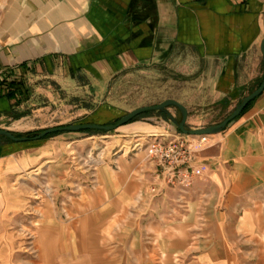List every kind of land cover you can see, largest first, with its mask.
<instances>
[{
	"label": "crops",
	"instance_id": "1",
	"mask_svg": "<svg viewBox=\"0 0 264 264\" xmlns=\"http://www.w3.org/2000/svg\"><path fill=\"white\" fill-rule=\"evenodd\" d=\"M263 39L264 0H0V71L49 72L72 84L82 73L97 94L141 64L187 56L211 66L212 107L233 113L264 80ZM12 108L0 98V128ZM122 128L92 137L103 161L93 186L68 184L80 187L70 214L39 231L43 264H264V92L212 135L200 155L208 171L186 191L149 193L160 184L143 144L170 134L163 125ZM58 138L0 142V203L15 176L67 168L54 164L67 158Z\"/></svg>",
	"mask_w": 264,
	"mask_h": 264
},
{
	"label": "rangeland",
	"instance_id": "2",
	"mask_svg": "<svg viewBox=\"0 0 264 264\" xmlns=\"http://www.w3.org/2000/svg\"><path fill=\"white\" fill-rule=\"evenodd\" d=\"M10 71L0 75V98L8 99L9 93L14 94L13 100L8 99L14 106L10 111L12 121H7L9 125L3 124L6 128L0 130L15 134L42 133L54 127L86 123L112 125L133 110L173 98L189 107V129L218 125L232 114V110L222 106L212 107L207 99L211 66L200 59L188 60L187 56L159 61L147 68L141 64L112 78L99 94L92 85L96 84L93 78L82 73L75 75L76 82L72 84L49 72L17 76ZM68 75L71 77L72 74ZM168 111L173 118L181 120L182 114L177 108L171 107ZM149 120L163 125L168 133H180L177 125L163 112L143 114L133 125L140 126ZM122 130L120 127L107 133L77 132L81 134L78 145L73 135H69L76 132H60L47 138L59 137L58 145H67L66 160L63 158L54 163L64 164L67 168L49 170L45 166L15 176L8 183V194L4 203H0V264H43L39 231L50 224L59 225L61 221L57 216L62 215L65 219L66 214H70V205L75 202L70 196L79 198L82 184L93 186V172L103 161L98 158L100 143L92 137L115 136ZM3 138L0 137V142H5ZM107 140L103 138L104 144H101L106 145ZM33 142L43 144L44 140ZM71 183L80 184L79 189L76 185H68ZM60 186L64 188L58 189ZM65 192L69 195L67 199L63 196Z\"/></svg>",
	"mask_w": 264,
	"mask_h": 264
},
{
	"label": "built area",
	"instance_id": "3",
	"mask_svg": "<svg viewBox=\"0 0 264 264\" xmlns=\"http://www.w3.org/2000/svg\"><path fill=\"white\" fill-rule=\"evenodd\" d=\"M7 73L1 70L0 75ZM211 135L191 138L183 133L148 136L143 144L146 157L157 168L155 180L149 193L157 196L161 186L179 188L186 191L195 179L202 177L208 168L202 164L200 155L211 145Z\"/></svg>",
	"mask_w": 264,
	"mask_h": 264
},
{
	"label": "water",
	"instance_id": "4",
	"mask_svg": "<svg viewBox=\"0 0 264 264\" xmlns=\"http://www.w3.org/2000/svg\"><path fill=\"white\" fill-rule=\"evenodd\" d=\"M261 52L264 57V39L261 44ZM264 92V80L261 84V86L251 93L249 96H247L234 110V112L226 118L222 123L214 126H210L208 128H202V129H189L187 128V121L189 117L188 109L180 102L174 99H168L160 104L153 105V106H146L142 108H138L136 110H133L132 112L126 114L123 116L116 124L112 125H100V124H94V123H86V124H79V125H70V126H61V127H54L47 129L40 133L39 135L30 138V137H16L12 132L8 130H0V137H5L11 142L14 143H23V142H29V141H38L43 139L44 137L54 134V133H60V132H82V131H89V130H97V131H104V132H111L115 131L120 127H123L125 125H128L131 123L134 119L138 118L139 116L149 113V112H163L164 114L168 115L170 117V120L177 125L178 129L181 133L189 136H208V135H216L221 132H223L230 123H232L234 120H236L246 109V107L257 97H259ZM171 107L177 108L181 114L182 118L180 121L176 120L171 116L168 109Z\"/></svg>",
	"mask_w": 264,
	"mask_h": 264
},
{
	"label": "trees",
	"instance_id": "5",
	"mask_svg": "<svg viewBox=\"0 0 264 264\" xmlns=\"http://www.w3.org/2000/svg\"><path fill=\"white\" fill-rule=\"evenodd\" d=\"M15 97H14V94L13 93H9L8 94V99L9 100H13ZM250 106V104L246 107V109L243 111V113L248 109V107ZM141 116H139L138 118H140ZM240 117V116H239ZM138 118H136V119H134L131 123H133V122H135V121H137L138 120ZM119 121V120H118ZM117 121V122H118ZM116 122V123H117ZM82 132H84V133H95V132H103V133H107V132H104V131H97V130H89V131H82ZM16 137H35V136H37V135H39L40 134V132H32V133H27V134H15V133H13ZM57 134H59V133H54V134H50V135H48V136H46V137H44L42 140H45V139H47V138H50V137H52V136H54V135H57ZM3 139H5V142H7V143H13V142H11L10 140H8L7 138H3ZM29 142H33V141H29ZM28 142V143H29Z\"/></svg>",
	"mask_w": 264,
	"mask_h": 264
}]
</instances>
